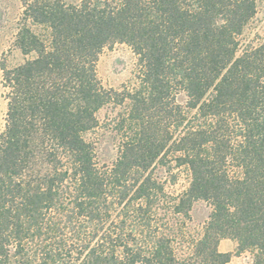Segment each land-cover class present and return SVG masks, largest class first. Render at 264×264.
<instances>
[{
	"label": "trees",
	"instance_id": "1",
	"mask_svg": "<svg viewBox=\"0 0 264 264\" xmlns=\"http://www.w3.org/2000/svg\"><path fill=\"white\" fill-rule=\"evenodd\" d=\"M258 1L23 0L0 264H227L223 238L264 264V36L242 38ZM117 43L136 82L107 87Z\"/></svg>",
	"mask_w": 264,
	"mask_h": 264
},
{
	"label": "rangeland",
	"instance_id": "2",
	"mask_svg": "<svg viewBox=\"0 0 264 264\" xmlns=\"http://www.w3.org/2000/svg\"><path fill=\"white\" fill-rule=\"evenodd\" d=\"M65 2H77L79 0H63ZM24 4L23 0H0V131L4 126L7 110V99L3 86L2 64L13 67L32 57V54H23L15 45V36L23 22ZM264 36V0L258 1V9L254 18L247 25L243 34L245 41H257ZM137 57L130 47L123 43H117L111 48H106L101 54L97 69L99 77L107 87L119 88L123 83L131 85L136 82ZM109 112L102 109L98 112L101 120L106 119ZM188 185V178L181 173L176 184H168L167 189L173 193L182 191ZM198 218L202 219L206 211L196 212ZM219 249L222 252L232 253L231 261L227 264H247L249 253L238 255L237 243L232 238L220 240Z\"/></svg>",
	"mask_w": 264,
	"mask_h": 264
}]
</instances>
